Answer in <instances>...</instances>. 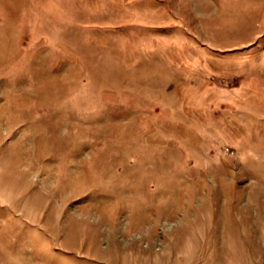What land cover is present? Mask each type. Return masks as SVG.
<instances>
[{
  "label": "rangeland",
  "instance_id": "rangeland-1",
  "mask_svg": "<svg viewBox=\"0 0 264 264\" xmlns=\"http://www.w3.org/2000/svg\"><path fill=\"white\" fill-rule=\"evenodd\" d=\"M0 264H264V0H0Z\"/></svg>",
  "mask_w": 264,
  "mask_h": 264
},
{
  "label": "bare ground",
  "instance_id": "bare-ground-1",
  "mask_svg": "<svg viewBox=\"0 0 264 264\" xmlns=\"http://www.w3.org/2000/svg\"><path fill=\"white\" fill-rule=\"evenodd\" d=\"M40 92H41V97H42V98H45V99H46L47 97L50 98V96H52V94H53V93H52V92H53L52 89H51V88H48V87H45V86L42 87V89H41Z\"/></svg>",
  "mask_w": 264,
  "mask_h": 264
}]
</instances>
